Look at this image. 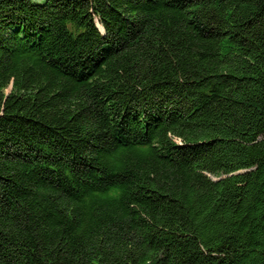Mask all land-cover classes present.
Wrapping results in <instances>:
<instances>
[{
  "label": "trees",
  "instance_id": "1",
  "mask_svg": "<svg viewBox=\"0 0 264 264\" xmlns=\"http://www.w3.org/2000/svg\"><path fill=\"white\" fill-rule=\"evenodd\" d=\"M0 264H264V0H0Z\"/></svg>",
  "mask_w": 264,
  "mask_h": 264
}]
</instances>
